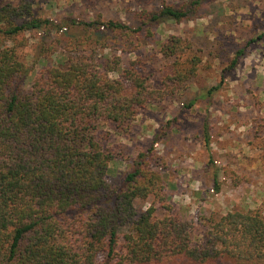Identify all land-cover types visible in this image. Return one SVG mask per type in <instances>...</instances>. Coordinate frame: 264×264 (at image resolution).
Listing matches in <instances>:
<instances>
[{
  "label": "trees",
  "instance_id": "1",
  "mask_svg": "<svg viewBox=\"0 0 264 264\" xmlns=\"http://www.w3.org/2000/svg\"><path fill=\"white\" fill-rule=\"evenodd\" d=\"M209 1L166 5L137 29L70 20L67 31L104 27L134 45L154 35V23L192 21ZM51 26L64 29L35 18L24 0L0 6V264H264V209L210 218L174 209L161 173L152 169L154 157L144 154L122 182H112L119 156L104 148L99 131L130 135L143 110L183 95L203 63L192 43L170 36L160 45L173 59L161 87L140 58L125 65L119 56L100 60L85 49L28 84L31 69L20 55L29 46L25 34ZM245 54L239 50L227 71ZM150 197L154 204L139 212L135 201ZM155 205L167 215L159 217Z\"/></svg>",
  "mask_w": 264,
  "mask_h": 264
},
{
  "label": "rangeland",
  "instance_id": "2",
  "mask_svg": "<svg viewBox=\"0 0 264 264\" xmlns=\"http://www.w3.org/2000/svg\"><path fill=\"white\" fill-rule=\"evenodd\" d=\"M22 1L2 0L0 6ZM24 1L32 5L35 18L64 26L62 31L51 26L25 34L29 46L20 55L31 69L28 84L46 67L85 49L95 51L100 60L119 56L125 65L140 58L161 87L162 71L173 59L161 54L160 45L170 36L190 41L203 59L184 94L143 110L132 134L121 136L110 127L99 131L104 148L119 156L112 163L114 184L122 182L132 160L144 154L147 159L154 157L152 169L161 173L174 209L207 218L264 209V0L209 1L192 21L154 23V35L144 34L134 45L104 27L100 32L82 27L75 34L67 31L66 24L70 20L117 21L137 29L146 16L152 17L164 6L179 7L195 0ZM241 49L246 54L239 66L227 71ZM193 100L195 105L187 108ZM154 202L150 197L135 204L144 212ZM155 206L159 217L167 215L164 208ZM203 230L199 229L201 235Z\"/></svg>",
  "mask_w": 264,
  "mask_h": 264
}]
</instances>
